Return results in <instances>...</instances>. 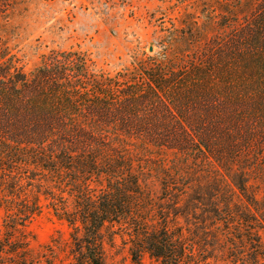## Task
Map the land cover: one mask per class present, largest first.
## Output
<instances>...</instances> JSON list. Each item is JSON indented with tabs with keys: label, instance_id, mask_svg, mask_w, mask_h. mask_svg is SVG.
Masks as SVG:
<instances>
[{
	"label": "trees",
	"instance_id": "16d2710c",
	"mask_svg": "<svg viewBox=\"0 0 264 264\" xmlns=\"http://www.w3.org/2000/svg\"><path fill=\"white\" fill-rule=\"evenodd\" d=\"M223 1L113 74L73 49L25 72L0 40V264L43 206L75 264L108 225L137 264H264V0Z\"/></svg>",
	"mask_w": 264,
	"mask_h": 264
},
{
	"label": "rangeland",
	"instance_id": "374dc122",
	"mask_svg": "<svg viewBox=\"0 0 264 264\" xmlns=\"http://www.w3.org/2000/svg\"><path fill=\"white\" fill-rule=\"evenodd\" d=\"M223 0H24L0 23V40L20 60L25 72L50 51L79 50L94 70L113 74L137 60L153 56L168 32L180 28L188 16L203 20L210 7ZM44 205L45 202L41 201ZM4 212L0 209V242L4 241ZM69 228L42 207L15 235L1 254L3 264H75L69 258ZM105 264H137L127 237L116 225L102 230ZM24 242V243H21ZM56 245L54 257H43ZM22 248L18 254L13 250ZM20 250V249H19ZM138 264H158L143 255Z\"/></svg>",
	"mask_w": 264,
	"mask_h": 264
}]
</instances>
